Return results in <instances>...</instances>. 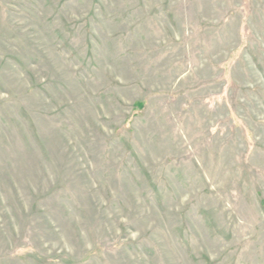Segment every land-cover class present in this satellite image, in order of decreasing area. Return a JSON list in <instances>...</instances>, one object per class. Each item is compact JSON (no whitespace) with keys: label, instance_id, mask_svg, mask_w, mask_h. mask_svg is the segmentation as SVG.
<instances>
[{"label":"rangeland","instance_id":"1","mask_svg":"<svg viewBox=\"0 0 264 264\" xmlns=\"http://www.w3.org/2000/svg\"><path fill=\"white\" fill-rule=\"evenodd\" d=\"M263 203L264 0H0V264H264Z\"/></svg>","mask_w":264,"mask_h":264},{"label":"trees","instance_id":"2","mask_svg":"<svg viewBox=\"0 0 264 264\" xmlns=\"http://www.w3.org/2000/svg\"><path fill=\"white\" fill-rule=\"evenodd\" d=\"M146 107V103L144 101H138L134 104V116H139L142 114V112L144 111ZM263 207H264V203H263Z\"/></svg>","mask_w":264,"mask_h":264}]
</instances>
